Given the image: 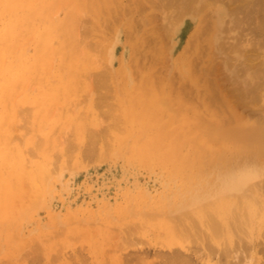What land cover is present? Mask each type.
I'll return each mask as SVG.
<instances>
[{
    "label": "rangeland",
    "instance_id": "rangeland-1",
    "mask_svg": "<svg viewBox=\"0 0 264 264\" xmlns=\"http://www.w3.org/2000/svg\"><path fill=\"white\" fill-rule=\"evenodd\" d=\"M33 1L31 6H36V3H39L37 0ZM64 1L66 0H63L62 4H64ZM68 1L70 0H67V3H69ZM72 1L74 3L70 2L69 6H63L56 1L52 3L53 0H51L44 7H37V16L33 18V25L31 20L30 25H25L23 26L24 29L22 28L24 32L26 30L25 34L21 31L25 37L21 35L20 40H16L18 39L17 35L21 34L19 30L13 39H10L15 46L8 40V46L5 49L2 48L3 51L8 53L16 47V50L10 51V54L14 58H21L24 61L28 59L34 68L30 73L28 71L24 74L25 78L22 77L24 80L19 79V81H23L22 86L20 82L14 84L20 87V90L24 93L19 92L20 90L14 88L15 86L12 87L14 89L10 90L11 94L15 89L18 94L22 93V95H19L21 98H16L18 95L14 91L16 96L10 94L12 98H16H14L15 103L14 99L11 100V97L7 98L9 94L6 95L3 101L2 98L5 96L0 93L2 97H0V104L5 105L0 106V109L4 107L7 109L4 108L5 111L1 110L3 113L5 112L3 116L1 115V118L6 116L4 117L6 119L10 116V119L7 118L6 121L4 119L3 130L0 128L3 132L7 130L6 133H3L5 134L3 140L7 145H3L4 148L1 145L2 151L0 150V153L3 154L7 151L5 147L8 146L9 153L7 155L10 156V153L12 155V160L9 157V162L11 164L19 162L22 169L24 165L25 171L31 173L37 169V165L48 159L49 153V158H52L49 159L50 162L47 161L45 175L38 177L37 183L32 184L33 187L38 188L37 191L33 190L31 193L27 191V194H25L24 202L27 208L24 215L21 216L22 218L18 219L19 231L21 229L20 235L17 236L15 233L14 240L10 243L0 240V264H25L26 262L28 264L33 260L35 254L38 256V261L35 264H113L114 257L120 253L117 252L118 249L115 250L114 244L119 240L118 236L121 235L119 233V231H122L121 228L124 226L125 229V226L127 227L132 222L140 224L147 219L150 221L153 217L150 214L156 212L157 208L155 206L157 207V203L164 199L165 202H173L174 189L181 190L183 188L180 173L179 175L178 173L172 175L170 164H160L139 157H131L128 152V142L141 132L139 130L141 121L127 115L129 105L134 99L138 98L137 94L140 92H145L144 97H151L158 88L154 86V89L143 91L146 88L143 84L139 85V82L143 80L142 76L146 75V70L150 65L147 63L149 58L144 57L141 52H138V56L127 71L122 69L121 58L124 53L122 46L124 37L121 26L122 21H124L122 18L123 11L127 9V15H130L131 18L130 12H133L134 17L137 16L139 10H136L137 7L134 2L142 0H112L106 8L103 7L104 9L102 8L97 12L94 9L85 12L84 8H81L84 10H82L83 12L81 10L79 12L80 6L78 5V8L76 5L79 3H75L76 0ZM148 1L151 2L142 3L144 4V10L150 13L153 12L151 10L153 8L150 9V4L153 6L154 0ZM247 2L248 5L252 2L255 10L251 20L246 21L244 19L245 14L242 11L238 12L239 20H234L235 15H231L230 12L236 4L226 5L225 8L230 7V10L223 17V28L218 31V35L216 32L213 34L212 31L207 33L213 34L212 37L217 35L218 38L215 45L208 48L204 57L194 66V74L204 82L207 81L209 89L201 88L198 94L195 85L189 79L180 78L178 73L171 77L173 89L182 93L180 100H184L186 106L189 107L183 109L191 119L188 118V122L193 121L191 122L193 125H196L194 122L197 120L208 119L216 122L217 119L221 121V118L232 123H236L237 120H247L251 125H255L260 124V120L264 118V83L255 89L251 88L253 87V81H258L257 75L262 74L264 77V24L262 25V32L256 29V26L264 19V0H247ZM74 4L78 9L75 8ZM70 5L76 9L72 8L75 10L74 14L77 10L79 13V16H76L78 17L76 18L77 21L74 17L75 26L72 24L73 10L70 9ZM67 8L72 12H69L72 17L68 15L69 10ZM144 12L146 13V11H143V14ZM66 13L69 17H66ZM130 17L128 20L131 19ZM57 18L60 19L57 20ZM58 21L70 22L69 26L68 23L66 26H62L64 32L60 31L59 28L56 31L55 28L53 30V24ZM73 23L75 22L73 21ZM138 24L136 28L142 29L144 25L142 23ZM0 25H2L1 21ZM147 25L149 26L148 23ZM147 25H145V29H142L143 33L138 28L142 34H145V31H148L149 34L151 26H154L151 24L150 29H147L149 28ZM192 25L190 15L187 14L180 17L173 27L172 36L167 38L164 44L168 50L175 47L171 58H175L186 46L189 29ZM69 27H75L73 28L74 32ZM68 30H70V34L67 32ZM139 31L138 33H140ZM71 32L74 33L72 37L78 34V36H75L78 37L75 40L80 42L72 44V46L78 45L75 46L78 52H74V47L72 48L70 45L73 41L71 43L66 41V33L70 37ZM138 33L136 32V35ZM148 34L145 35L148 36ZM72 37L68 38V41L73 40ZM208 37L211 36L208 35L206 39ZM79 38H83L84 42ZM131 38L132 42L136 41L133 36ZM131 40L130 43H132ZM259 40L263 41L261 45H259ZM20 41V51H17L19 46L17 43ZM42 41L45 43L47 41L50 46L61 51H56L57 55L54 53L55 51H52L50 57L49 48L46 50L49 45L44 44L45 46H43L44 42ZM220 41L224 42L223 47H218ZM236 42H238L237 47ZM9 43L12 48H9ZM66 43L69 47L71 46L72 53L76 56L81 57L86 52L89 53L90 56L86 54L88 62L85 56L83 61L84 57L80 59L74 57V54H69ZM83 43L86 50L83 49ZM61 45L64 47L57 49ZM62 49L68 51L65 50L67 51L65 52ZM3 51L2 55L5 54L2 56L4 60L0 57L2 60L0 62H3L4 67H8L11 59L6 58L7 53ZM47 51H49V55ZM13 53H15V56ZM10 54L8 53L9 56H11ZM67 55L70 57H67ZM62 56L69 60L73 58L72 62L75 58V67L82 69L84 67L83 70L80 69L82 72L78 70L79 75L77 74V77L74 76L75 74L73 75L74 71H72V75L67 73L68 66L66 62L65 65H61L62 59L60 57ZM42 57L45 58V62ZM38 58H41V60ZM78 58L80 59L79 63H81H78L79 65L83 66L84 62L83 67L78 66ZM65 61L67 60L65 59ZM260 61L263 63L261 66L263 72L261 73L259 71ZM43 63L44 65H42ZM72 65L74 68V64ZM46 66L47 68H45ZM208 67L211 68L210 71L206 70ZM252 74H254V77ZM249 76H252L253 81L252 84L247 86L245 78ZM0 77L2 78L1 74ZM1 78L0 83H3L4 79L1 80ZM71 79L75 82H72ZM234 82L239 83L240 88L237 91L230 90V86ZM70 84H74V86ZM140 86H143L144 89ZM246 86L248 89H246ZM218 87L221 91L217 92ZM64 88L69 91H65ZM249 88L252 92L251 95L249 94ZM52 90L53 92H51ZM135 91H139V93ZM216 96L218 97L216 98ZM174 107L176 114L184 112L183 109L176 108L177 105ZM197 109L199 114H197L198 112L194 113V110ZM172 112L175 115L174 110ZM171 115L174 116L172 113ZM176 116H179V114ZM176 116L172 119L176 120L177 123L181 122V118L179 119ZM161 117L167 119L169 114L162 112ZM1 118L0 123L2 124ZM208 120H205V122ZM262 124L264 125V122ZM201 129L195 130L196 135L203 132L204 125ZM206 131L205 129L204 132ZM7 133L9 136L6 135ZM2 136L1 134L0 137ZM210 142L212 143V140ZM45 148L50 149V151L47 150V152L49 151L48 154L43 152ZM41 151L48 157H44ZM16 157L22 159L18 158V161ZM20 159L23 160L24 164ZM176 167L174 166V172L178 170L181 172V169ZM181 167L184 171L185 167L183 165ZM185 169L188 172V167ZM177 185L181 186L180 189ZM175 186L178 188H174ZM161 198L163 199L161 200ZM153 203L156 204L154 207ZM256 227L257 222L254 223V228ZM144 232L141 234L144 235ZM138 234L134 236L138 239L136 241L145 242L144 239L148 240L149 238L147 231L145 237L140 236L139 238ZM258 236L259 240H262L259 230L255 232L254 237L258 239ZM120 242H122V238ZM249 245L252 246L251 242H249ZM12 246L13 248H11ZM144 246L147 247L145 244ZM18 247L21 251L17 249ZM9 248H11V251H8ZM112 249L115 251L113 252ZM253 250V248H238L234 251H240L239 253H242L240 258L243 260L244 257L249 258L250 256L247 251L252 252ZM122 251L125 250L122 249ZM242 251H246L249 256H246V253L243 255ZM19 252L21 253L19 254ZM114 253L116 254L113 255ZM256 256L264 260L262 252H258ZM151 258L153 259L154 255H150L149 260ZM210 258V261L212 260L210 264H218L219 262L220 264H227L226 260L220 259L216 255H212ZM25 259L27 260L25 261ZM201 260H199L200 264H206L204 259ZM137 263L135 262V264Z\"/></svg>",
    "mask_w": 264,
    "mask_h": 264
},
{
    "label": "bare ground",
    "instance_id": "bare-ground-1",
    "mask_svg": "<svg viewBox=\"0 0 264 264\" xmlns=\"http://www.w3.org/2000/svg\"><path fill=\"white\" fill-rule=\"evenodd\" d=\"M29 1L30 0H0V21L2 23V25H0V57L1 59L3 58V60L4 57L2 56H4V53H7V51H3L2 48L5 49V47L8 46V40L11 38L13 39L19 30L20 33L22 31V33L25 34L26 30L24 32L23 26H27L29 23L31 24V20L33 21L34 16H37V7H44L51 0H37L39 3H36V6H31L33 5V0V2ZM55 1L57 3L59 2L58 4H62L63 2V0H53L52 3ZM111 1L112 0H76L75 3H79L76 5H79L80 9H78L79 6L78 8L75 4L74 6L79 10V12L83 10L81 8H84L85 12L92 9L97 12L103 7L106 8ZM68 2L69 3H67L66 0L62 5L69 6L70 2L72 3L73 1L70 0ZM142 2L148 3L151 1L142 0L140 2H134L137 7L134 8H136L137 11L139 10L141 13L136 11L137 16L134 17V14H132L133 12L129 11L133 19L130 15H127V9H124L123 11L122 18L124 21H122L121 26V31L124 37L122 44L124 53L121 58L122 69L127 71L131 63L135 61L138 56V52H141L144 57L149 58L147 59V63L150 65L149 68L147 66L148 71L146 70V75L142 76L143 80L139 82V85L143 84L144 88H146L144 89L143 86H140L144 89L143 91L154 89V86L158 88L151 97H144L145 92L139 93L141 89H138L139 91H135L136 93H139L137 94L138 98L134 99L131 105H129L127 115L141 121V125L139 127L141 132L135 135V137L128 142V152L131 157H139L146 159L147 161H154L160 164H170L172 168V175L176 173L179 175L180 173L179 176H181L180 181L183 182L181 185L183 188H181V190H175L174 188L178 185L173 188V195H175V197H173V202H165V199L162 200L164 198L163 197L161 198L162 201L157 203V207L155 206L156 204L153 203V207L155 206L157 209L156 212H152L153 215H150L153 216L152 218L154 219L151 218L150 221L147 219L145 222L140 224L132 222L133 224H128L127 227L125 226V229L124 226L121 228L123 233L122 231H119V233H121L120 236L122 238V242H120L121 238L118 236L120 240H118V242L120 243L118 244L117 242L114 244V248L115 250L118 249L117 252L120 253L122 249L125 251H122L121 254L118 253L117 256L114 257L113 264H135V262H140L139 264H200L199 260L201 259H204L206 264H210L212 261H210V257L212 255H216V257L218 256L220 259L226 260L227 264H241L243 263L242 261L244 258L245 262L243 264H264V260H262L259 256H256L258 252H262L264 259V125L262 124L264 122V118L260 120L261 118L259 115L258 117L261 123L255 125H251L247 122V120H237L236 123H232L226 119L222 120V118L221 121H218L217 119L216 122H213L212 120H210V122L208 119H201L200 121L195 120L196 122H194V124L196 125H193V123H191L193 121L188 122L190 117L187 116L188 113L184 111L185 109H183L185 107H189L186 106L187 104L184 100H180L182 93L175 91L173 89L174 86L171 83V77L178 73L180 78L189 79L195 85L196 92H198V94L201 88L209 89V87H207L208 82H204L201 78H198L194 74V66L201 60L202 57H204V54L207 53V49L215 45V41H217L218 38L216 37L218 35V31L223 28V17L227 11L230 10V7L226 9L225 6H231L235 3L236 5L231 9L232 12H230L231 15H235L234 20H239L238 12L242 11L245 14L244 19L249 21L255 13L253 4L252 2L250 3V5L252 4L251 7L248 5L247 0H154L152 4L153 6L150 4V9L153 8L151 9L153 12L151 11L150 14L147 10H144V4ZM74 6H71V8L69 7L73 10V13L69 10V8H67L69 10L67 11L68 15L71 17L73 15L72 19L75 23L72 21V24L75 26L77 21L76 18H78L76 16H79V13L77 10L76 14H78H74L76 10ZM142 10L146 11V13L144 12L146 15L143 14ZM69 12H71L72 15ZM187 14L190 15L193 25L189 29L186 46L180 54H178L175 58H171L175 51V47L168 50V48L164 45L165 41L167 38L172 36V29L180 17ZM68 15L66 17H69ZM127 16L133 21L131 19H129V21ZM74 17L76 21L74 20ZM59 19L60 18H57V20ZM138 22L144 25L142 26V29L146 28L145 25H147V23L149 26L153 24L154 26H151V29L147 25V27H149L147 29H150L149 32L151 35H149L150 33L148 34V31L145 30L144 33L146 35L148 34V36L142 34L143 30L138 27L142 31L141 33L139 29L136 28ZM33 23L34 21L32 22V25ZM67 23L69 26L70 22ZM67 23L64 21H58L53 24V30L55 28L56 31L57 28H59L60 31L64 32V27L62 29V26H66ZM263 24L264 19H262L261 23L256 26V29H258L259 32L263 31ZM25 28L27 29V27ZM73 28L69 27V29H72L74 32ZM137 30L140 33H138ZM209 31H212L213 34L216 32L217 35L212 37L213 34H207ZM49 32L51 33V30ZM67 32L70 34V30ZM136 32L138 35H136ZM22 33L17 35L18 39L16 40L19 41L22 37L21 35L25 37ZM66 35L67 36H64L67 38V42L71 43V41H73L70 44L71 46L73 43L78 44L80 42H76L75 40V36H78V34L74 37H72V35H74L72 32L70 37H68L69 35L67 33ZM208 35L211 37L206 39ZM131 36H133L136 41L132 42ZM24 37L22 38L23 40ZM71 37L73 40L68 41V38ZM82 39L83 38L80 40L84 42ZM130 40L132 43H130ZM9 42L12 43L13 41L10 40ZM220 42L221 43H219L218 47H223L224 42ZM262 42L259 40V45H261ZM10 43L9 48H12ZM17 44H19L17 51H20L21 41ZM44 44H47V46L49 45L47 41L46 43H43V46H45ZM235 45L237 47L238 42H236ZM49 46L47 49L45 47L42 48L46 50L49 48L50 55L49 51H47V53L50 57L52 56V51H55L54 53L57 55L56 51H61L58 48L61 49L64 47L62 45L59 47V45L57 47L58 50H56L53 46ZM66 46L70 52H68L69 54H74L72 53L73 47L74 52H78L75 47L78 45L72 46L71 48V46L69 47L66 43ZM83 47V49L86 50L85 44ZM15 48L16 47H14L13 50ZM42 48L41 51L43 52ZM1 50L4 52V55H2ZM10 51L8 52L9 54ZM8 53L6 58L11 59L10 65L8 67H4L3 62H0V64L2 63L3 65V67L2 65L0 66V74L4 79L3 80L0 77L1 80H3V83H0V93H3L5 96L2 98L0 95L3 101L8 94L9 96L7 98L13 96L14 94L16 96V93L18 92L16 89L20 90V87L15 86L16 83L20 82L22 86L23 81H19V79H22V77L25 78L24 74L28 71L30 73L34 68L28 59H25L24 61L21 58H14L12 54L9 56ZM13 54L15 56V53ZM86 54L81 57H86L89 53L87 55ZM42 56L44 57V54ZM68 56L69 55H67V57ZM75 56L76 55L74 54V57ZM43 57L42 59H44L45 62L46 60ZM77 57L79 56L77 55L76 58ZM81 57L79 58L81 59ZM85 57L83 61L85 60ZM60 58L62 59L61 65H65L64 63L66 62V65L68 66L67 73L72 75V71H74L73 75L75 74L74 76L77 77L78 70L80 71L82 68H77V66L75 67V58L73 61L74 63L72 62L73 58H70L71 60L64 56ZM79 58L77 59V64L79 63ZM87 58L88 57H86V61L88 60ZM1 59L0 61H2ZM38 59L41 60V58ZM65 59L67 61H65ZM263 63H261V61L259 63L260 73L263 72V67H261ZM72 64H74V68ZM79 64L78 66H81ZM42 65H44V63ZM82 65L84 66V62ZM45 68H47V66ZM210 69L211 68L208 67L206 70L210 71ZM82 70L80 72H82ZM252 76L254 77V74H252ZM252 76L245 78L247 86L252 84ZM257 77L258 81H253V87H251L253 89L264 83V77L262 74L257 75ZM24 78L22 80H24ZM75 80L72 82H75ZM70 85L74 86V84ZM13 86L16 88L15 91L13 90L16 93L12 91L13 94H11L10 90L14 89L12 88ZM247 86L246 89H248ZM239 88V83L235 82L230 86L231 91H237ZM64 90L66 91L68 89L64 88ZM219 90L220 88L218 87L217 92ZM19 92H22V90ZM51 92H53V90ZM22 93H24V91ZM22 93H17L18 96H16V98L20 97L19 95H22ZM251 93L252 92L249 88V94L251 95ZM52 96L50 97L52 98ZM217 97L218 96H216V98ZM14 98L11 97V100ZM175 105H177L176 108L183 109L185 113L181 112L176 114V109H174ZM0 106L3 107L5 105L0 104ZM13 106L12 108H14ZM4 108L6 109V107ZM3 109H0V118L1 115L3 116L5 113H3V111H5ZM173 110L175 115L172 112ZM162 112L168 113L169 117L167 119L161 117ZM195 112H198V109L194 110V113ZM171 113L174 116L178 114L179 116L181 115L180 117L176 116L179 119L181 118V122L177 123L176 120H173L174 116H172ZM197 114H199V112ZM4 117H2L3 120L1 118L2 124L0 123V128L2 130L4 126ZM7 118L10 119V116ZM205 120L208 121L205 122ZM200 122L202 123L200 124ZM202 124L207 130L204 132V129L202 132L203 134L200 132L202 130L201 127H203ZM198 128L201 129L199 132L203 136L201 134H197L198 136L196 135L197 132L195 130H198ZM180 129H182L181 132ZM0 132H2L1 134L3 135V138L0 137V140L4 142L2 144V141H0V148L1 145L2 148H4L7 144H5V141L3 140L5 137V134L3 133H6L7 130L4 132L0 130ZM6 135L9 136L8 133ZM209 140H212V143L215 145L211 146L213 144ZM208 141L211 143L210 146L208 145ZM2 148L0 149L1 151ZM5 148L7 151L3 152V154L0 153V240L10 243L13 242L15 233L18 236L21 232V229L19 231L20 226L18 224V219L24 215L27 208L24 202L25 194H27V191L29 193L33 190L37 191L38 188L36 189V187H33L32 184L34 182L37 183L38 177L45 175V172L47 171V161L50 162L52 157L49 158L50 149L45 148V151L43 152H47V150H49L47 152V154L49 153V157L46 155L48 159L46 158V161L44 160L42 163L37 165V169L31 173L25 171L23 165L24 163L22 162L23 160H21V157L18 158H21L20 160L23 163V169L21 168V164H19V159L17 157L18 163L11 164L9 162V157L12 155L11 153L10 156L7 155V153H9V148L8 146ZM11 152L13 153V151ZM43 152L41 151L43 156L46 157ZM179 164L183 165L185 168L188 167V172L185 168L184 171H186H182L183 167ZM174 166L181 169L182 173L179 172V170L174 172ZM151 209L153 210V208ZM154 216L159 217L156 219ZM153 220L155 221L153 222ZM255 220L257 222L256 228H254V223H256ZM257 230H259L262 240H259V236L258 239L257 237H254ZM146 231L149 235V238L146 237L148 240L144 239L145 242L140 240L136 241L137 238L134 236L140 233L138 234L139 238L140 236L143 237ZM142 232H144V235H142ZM249 242H251L252 246L249 245ZM144 244L147 245V247L144 246ZM130 246L135 247L130 248ZM11 248H13V246ZM11 248H9L8 251H11ZM238 248H253L254 250L252 251L253 253L251 251H247L250 256L246 253V251H242L243 255L246 253V256H249V258L244 257L242 260L240 258L242 253H239L241 250L234 251ZM17 249L21 251L19 247ZM115 250H113V252ZM20 253L21 252H19V254ZM150 255H154V258H151L152 260H149ZM26 260L27 259H25V261ZM37 261L38 256L35 254L31 262L32 264H35ZM218 264H220V262Z\"/></svg>",
    "mask_w": 264,
    "mask_h": 264
}]
</instances>
